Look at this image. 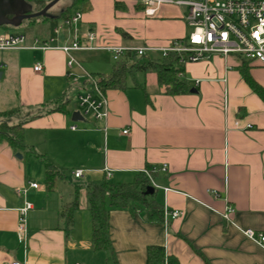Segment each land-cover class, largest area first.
Listing matches in <instances>:
<instances>
[{
    "label": "crops",
    "instance_id": "0c3cea01",
    "mask_svg": "<svg viewBox=\"0 0 264 264\" xmlns=\"http://www.w3.org/2000/svg\"><path fill=\"white\" fill-rule=\"evenodd\" d=\"M116 1L124 7L116 8ZM91 4L78 30L81 35L93 30L97 45L165 46L190 31L188 11L183 16L179 7L164 5L148 17L133 0ZM65 8L30 22L34 33L26 35L27 45L49 38ZM70 38L62 34L58 45ZM99 51L113 60L105 50L74 55L86 64ZM23 52L34 53L33 58ZM37 64L42 72L34 71ZM114 66L98 75H110ZM243 67L264 90V68L236 57L185 65L184 78L195 92L184 95H167L156 73H138L124 91L108 90L109 118L104 123L82 116L73 121L57 110L59 101H68L71 85L63 51L0 52V79L5 74L10 79L0 109L15 111L5 121L23 124L27 146L18 159L7 142L0 144V264H148L151 246L163 247L179 264H264V246L239 230L264 233V99L244 80ZM69 109L76 111L73 103ZM124 130L129 133L122 134ZM44 160L68 174L53 192L45 187ZM147 166H166L153 177L164 221L150 223L142 211L114 209L109 216L112 251L94 250L89 187L104 180L131 183ZM78 170L83 171L80 179L73 175ZM29 183L38 188H29ZM21 188L27 189L26 195L17 194ZM77 196L80 208L67 232L60 212ZM25 200L34 206L28 217L27 249L17 235V210ZM227 205L235 209L228 224L223 219ZM172 211L182 216L171 219Z\"/></svg>",
    "mask_w": 264,
    "mask_h": 264
},
{
    "label": "built area",
    "instance_id": "2783aa9c",
    "mask_svg": "<svg viewBox=\"0 0 264 264\" xmlns=\"http://www.w3.org/2000/svg\"><path fill=\"white\" fill-rule=\"evenodd\" d=\"M144 13L153 17L164 6L185 7L188 11L186 23L190 29L185 38L173 39L165 46L146 45L140 47L107 46L95 43L97 35L93 30H88L83 35L79 33L78 26L83 14L77 11L70 19L62 20L61 24L53 29L52 35L44 40L35 39L31 46L27 45V37L24 34L0 35V52L17 51L24 49L33 50H60L67 55V78L69 83L77 87L76 92L68 99L76 107V111L82 117H92L97 121L106 123L109 118V102L107 90L101 86L99 76L89 73L84 69L74 53L79 51L105 50L112 54L113 60L118 63L123 59L136 57L168 58L176 55L180 65L210 61L214 57L237 59L250 63H257L264 68V0H141ZM68 33L70 41L64 45H58L59 37ZM35 72H42L43 66L37 64ZM184 77L183 73H179ZM238 125V123H237ZM251 128V126H248ZM76 130V126L71 127ZM106 130V128H104ZM129 132L124 130L122 134ZM157 171L165 172L166 166L154 167ZM147 175L154 189L153 176L148 170ZM76 179L83 177V171L73 172ZM107 178L111 172L107 170ZM29 188H38L37 183H29ZM165 191H168L166 189ZM27 189L17 190L18 195H26ZM211 193L218 197L216 191ZM34 206L29 201H24L18 212L17 235L20 244L27 249L29 241L28 217ZM167 212V211H166ZM235 213L231 205H227L223 213L225 222L232 223L230 216ZM171 219L182 216L180 211L168 213ZM239 230L248 238L258 241L264 246V233H258L253 229ZM10 264H21L12 262Z\"/></svg>",
    "mask_w": 264,
    "mask_h": 264
},
{
    "label": "trees",
    "instance_id": "16d2710c",
    "mask_svg": "<svg viewBox=\"0 0 264 264\" xmlns=\"http://www.w3.org/2000/svg\"><path fill=\"white\" fill-rule=\"evenodd\" d=\"M34 6H39L37 11L43 10L53 0H25ZM70 5L61 13L59 20L70 19L77 11L82 14L88 13L92 9L91 0H70ZM137 8H143L141 0H133ZM124 4L116 1L115 7L120 8ZM124 7V6H123ZM47 19L49 16L41 17ZM29 22H34L31 19ZM155 71L158 84L164 88L165 93L171 96L184 95L191 93L192 87L184 77V66L176 55L168 58L146 57L137 59L130 57L123 59L115 64L110 75H97L101 79V86L104 90H122L128 87L129 79L135 80L138 73ZM240 72L247 84L264 99V90H261L257 83L252 79L247 70L243 68ZM71 102L61 100L58 102V111H62L70 116ZM15 114V111H2L0 109V144L7 142L15 152L24 153L26 151L25 129L23 124L10 125L5 121L8 117ZM32 154V153H31ZM45 166V187L48 192H53L57 188V183L64 178L62 172L51 162L44 160ZM154 167L147 166L146 170L156 176ZM152 187L147 175L139 173L136 178L128 184L113 185L106 180L100 184H93L87 192V201L92 215V246L96 251H112V244L109 235V216L112 210L128 209L132 212L142 211L150 223H160L165 219L164 206L154 197L155 193H148ZM78 195V194H77ZM80 203L77 196L75 201L67 204L60 212V218L65 223V230L70 232L74 224L75 213L79 210ZM148 264H179L177 259L167 256L163 247L151 246L148 248Z\"/></svg>",
    "mask_w": 264,
    "mask_h": 264
},
{
    "label": "rangeland",
    "instance_id": "374dc122",
    "mask_svg": "<svg viewBox=\"0 0 264 264\" xmlns=\"http://www.w3.org/2000/svg\"><path fill=\"white\" fill-rule=\"evenodd\" d=\"M70 2H71L70 0H60V1H58L50 9V12L51 13H55V12L61 11L63 8L68 6L70 4ZM28 4L32 7V9H34V11H37L39 9V6H34V8H33V4L32 3L28 2ZM180 9H181V14L183 16H186L187 9L185 7H180ZM41 19H42L41 17H38V18H35L34 21L35 22L36 21H40ZM29 21L30 20H25L22 23V25L19 26V27H11V26L0 27V35L19 34V33H23L25 35L33 34L34 30L32 29V27L29 26V23H30ZM2 54H3V52H2ZM23 54L28 56V57H30V58H33V54L34 53H32V52H23ZM75 54L77 55L79 53H75ZM91 55H92V58L90 60H88V62L86 64H82V65L86 68V70L88 72L95 73L96 75H98L100 72H103L102 70L106 66L109 67L110 65L112 66L113 63L116 64V62L113 61L111 59V57L108 54H106V52L99 51V52H94ZM108 59H110V60H108ZM102 61H104V62H102ZM99 62H102V63H99ZM111 69L112 68L109 67V70H111ZM148 73L155 74V71H148ZM9 86H10V79L5 74L4 77L2 79H0V96L6 91L7 88H9ZM73 91H74V86L69 85V87L67 89L68 93H67L66 99L67 98L69 99L72 96V94L74 93ZM9 123L12 124L11 121H9ZM73 124L79 126L81 124V122H74ZM63 174L68 176V174L65 173V172Z\"/></svg>",
    "mask_w": 264,
    "mask_h": 264
},
{
    "label": "water",
    "instance_id": "95a60500",
    "mask_svg": "<svg viewBox=\"0 0 264 264\" xmlns=\"http://www.w3.org/2000/svg\"><path fill=\"white\" fill-rule=\"evenodd\" d=\"M60 0L51 1L43 10L32 12V7L25 0H0V27H19L25 20H31L38 17L49 16L48 11ZM2 73L0 72V78ZM191 92H195L192 89ZM82 117L78 112L72 114L73 121H79ZM16 157L22 159V154L17 153ZM148 193H155V189L150 187Z\"/></svg>",
    "mask_w": 264,
    "mask_h": 264
}]
</instances>
